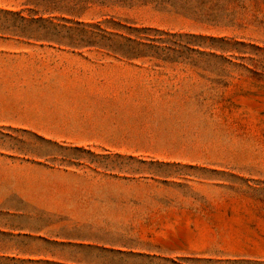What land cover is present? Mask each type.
<instances>
[{
	"label": "rangeland",
	"instance_id": "rangeland-1",
	"mask_svg": "<svg viewBox=\"0 0 264 264\" xmlns=\"http://www.w3.org/2000/svg\"><path fill=\"white\" fill-rule=\"evenodd\" d=\"M0 36V45L37 40L199 77L178 84L191 97L162 113L177 119V134L151 145L185 163L106 161L104 176L119 172L121 193L136 189L129 174L175 178L167 182L186 216L139 245L184 264H264V0H0ZM8 142L27 155L54 150L31 137ZM55 150L61 167L94 159Z\"/></svg>",
	"mask_w": 264,
	"mask_h": 264
},
{
	"label": "crops",
	"instance_id": "crops-1",
	"mask_svg": "<svg viewBox=\"0 0 264 264\" xmlns=\"http://www.w3.org/2000/svg\"><path fill=\"white\" fill-rule=\"evenodd\" d=\"M16 41L0 45V264H184L139 245L186 216L174 204L184 197L167 182L175 178L129 174L136 189L121 193L119 172L106 178L104 164H184L162 160L166 151L151 145L177 134V119L162 113L191 97L178 84L199 77L179 67L121 64L98 50ZM24 136L53 152L36 146L27 155L8 142ZM58 146L94 159L58 166Z\"/></svg>",
	"mask_w": 264,
	"mask_h": 264
}]
</instances>
